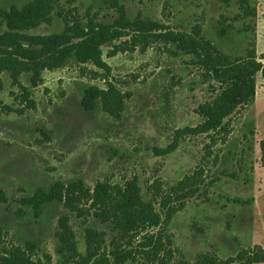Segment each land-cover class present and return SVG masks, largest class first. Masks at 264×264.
Returning <instances> with one entry per match:
<instances>
[{
  "label": "rangeland",
  "instance_id": "rangeland-1",
  "mask_svg": "<svg viewBox=\"0 0 264 264\" xmlns=\"http://www.w3.org/2000/svg\"><path fill=\"white\" fill-rule=\"evenodd\" d=\"M33 1L0 0V9ZM114 1L130 21L150 19L161 28L124 29ZM237 14V5L219 0H60L50 17L27 32L49 35L62 32L67 22L85 27L88 21L120 31L100 47L102 68L70 59L41 70L33 84V73H22L16 82L0 67V257L32 247L34 261L64 262L67 254L60 253L62 240L56 236L61 218L63 241L83 255L88 229L98 231L99 255L89 264H115L116 251L128 252L124 264H245L251 255L263 254L261 75L256 76L254 104L234 114L225 130L178 134L199 126L196 110L213 94L192 56L179 52L169 38L186 36L196 25L207 32L219 22L240 27ZM6 31L0 17V33ZM254 38L258 61L264 63V0H257ZM212 39L219 41L215 35ZM222 48L229 53L234 45ZM109 85L119 91L120 106L108 109L99 103L85 110L84 91ZM250 121L255 123L252 139ZM175 142L171 151L161 153ZM250 172L253 181L247 183L244 175ZM72 181L83 187L71 195L73 207L56 202L36 215L27 205L39 188ZM130 181L153 204L159 225L125 233L95 216L98 207L91 196L96 186L124 188ZM170 208L177 212L168 217ZM158 235L159 247H148L149 238Z\"/></svg>",
  "mask_w": 264,
  "mask_h": 264
},
{
  "label": "trees",
  "instance_id": "trees-1",
  "mask_svg": "<svg viewBox=\"0 0 264 264\" xmlns=\"http://www.w3.org/2000/svg\"><path fill=\"white\" fill-rule=\"evenodd\" d=\"M60 0H35L22 8L10 7L8 10L0 9V17L5 22L8 31L0 33V67L12 73L13 80L18 82L22 73H33L32 82L37 83L40 71L57 68L70 59L81 63L92 61L98 67L105 64L99 57L100 47L119 36L118 29L112 28L108 23L88 21L85 27L78 22L69 25L59 33L49 35H30L27 32L37 27L41 21L50 17L52 10ZM221 3L232 6L237 5V20L242 22L240 27L232 23L219 22L211 27L210 32L202 26L196 25L192 32L186 36L172 34L169 38L179 52L191 55L193 63L202 70L206 82L211 84L212 97L199 105L196 113L202 118V122L196 128H185L178 131L179 135L190 133L207 134L223 131L230 118L242 108L251 106L256 96V76L261 75L264 83V63L258 61L256 40L254 38L257 18V0H219ZM122 18L118 24L124 29L133 28L137 32H150L160 29L156 21L150 19L127 18L125 10L117 3ZM212 35L218 38V42L212 39ZM234 45L229 53L223 50V46ZM264 60V56L261 57ZM99 103L104 108L119 107L121 104L119 91L109 85L103 90L96 86H90L84 91L82 105L87 111H93ZM248 134L251 139L255 135V123L247 124ZM246 137V135H245ZM174 146L161 151L167 153ZM261 150L264 157V140L261 142ZM246 163L243 170H246ZM253 169H250L252 171ZM244 181H253L252 172L244 175ZM81 181H72L69 184L57 182L48 190L39 188L26 200L36 215H42L45 205L64 201L67 206L73 207L71 195L82 192ZM93 203L98 207L95 216L104 224L116 225L125 233L135 231L144 226H157L160 216L155 211L150 201L141 198L139 187L133 181L127 182L124 188L118 186L108 187L98 184L91 196ZM177 212L176 208H170L168 217ZM61 231L56 236L62 240L60 253L67 254L66 259L58 264H72L75 260L89 264L99 255L100 247L96 244L98 231L88 229L86 254H81L76 245L66 243L63 231L66 223L63 218L59 220ZM148 247H159L161 239L159 235L149 238ZM23 250L17 247L8 252V256L0 257L5 264H50L41 259H32V247ZM128 252L116 251L113 256L115 264H124ZM46 257H48L46 255ZM264 263V251L262 255H251L245 264Z\"/></svg>",
  "mask_w": 264,
  "mask_h": 264
}]
</instances>
